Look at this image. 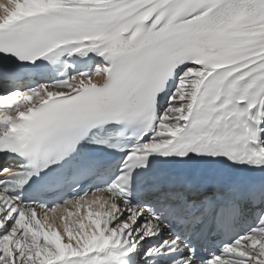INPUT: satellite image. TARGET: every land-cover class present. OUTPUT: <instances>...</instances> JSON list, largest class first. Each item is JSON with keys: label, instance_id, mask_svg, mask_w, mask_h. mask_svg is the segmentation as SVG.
I'll list each match as a JSON object with an SVG mask.
<instances>
[{"label": "snow or ice", "instance_id": "1", "mask_svg": "<svg viewBox=\"0 0 264 264\" xmlns=\"http://www.w3.org/2000/svg\"><path fill=\"white\" fill-rule=\"evenodd\" d=\"M0 264H264V0H0Z\"/></svg>", "mask_w": 264, "mask_h": 264}, {"label": "bare ground", "instance_id": "2", "mask_svg": "<svg viewBox=\"0 0 264 264\" xmlns=\"http://www.w3.org/2000/svg\"><path fill=\"white\" fill-rule=\"evenodd\" d=\"M61 209H58L57 211H60Z\"/></svg>", "mask_w": 264, "mask_h": 264}]
</instances>
